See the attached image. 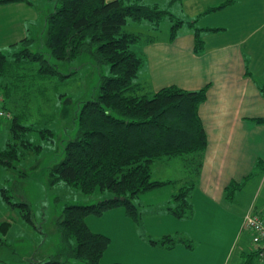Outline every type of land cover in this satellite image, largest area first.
<instances>
[{
    "label": "trees",
    "instance_id": "1",
    "mask_svg": "<svg viewBox=\"0 0 264 264\" xmlns=\"http://www.w3.org/2000/svg\"><path fill=\"white\" fill-rule=\"evenodd\" d=\"M20 1L24 0H0V5ZM52 1L54 9L46 17L44 51L31 49L33 39L22 40L19 50L0 51V108L9 115L8 134L0 147V167L13 168L14 161L23 158L22 150L41 151L40 145L29 140V133L37 132L49 141L56 138L53 130L37 127L40 124L26 125L24 121L31 113L17 114L16 109L8 108L9 84L15 85L38 75L42 80L54 77L62 80L67 75L59 72L50 58L69 62L82 55H92L98 66L109 67L108 74L100 76L93 98L83 102L75 111L76 133L64 141L59 140L64 156L59 164L50 166L49 178L50 185L62 183L84 195L107 192L110 197L88 205H65L57 221L63 242L60 253L38 261L23 260L19 264H122L103 259L110 237L92 232L86 225V217L101 216L122 207L126 215L138 221L140 213L133 202L138 195L177 183L152 180V166L160 159L177 157L184 158L190 176L187 181L183 180L186 182H178L181 187L171 196L176 206L167 211L177 220L191 217V190L196 168L193 159L187 160L186 156L199 158L206 147V133L198 114L200 104L206 99V88L188 91L170 85L151 94L142 93L135 81L145 58L136 50V45L142 40L153 41L160 23L167 18L172 23L171 39L182 25L193 27L194 52L198 53L203 48L202 29L194 27L196 20L184 22L168 9L146 5L143 0ZM225 6L222 4L207 12ZM142 22L151 25V31L145 35L126 27ZM217 30L219 28L205 31ZM23 70L27 72L25 77ZM7 78H10L9 84ZM54 114L43 117L44 114L39 113L36 121H52ZM255 121L264 123V118ZM238 187L240 184L230 183L226 187L227 197L231 198ZM0 191L6 193L1 187ZM16 205L24 209V217L31 223L29 205ZM0 229V234H4L6 224L1 223ZM186 240L165 235L151 240V243L167 249L178 243L192 248ZM258 258L262 260L259 250L252 249L243 253L240 264H254Z\"/></svg>",
    "mask_w": 264,
    "mask_h": 264
},
{
    "label": "crops",
    "instance_id": "2",
    "mask_svg": "<svg viewBox=\"0 0 264 264\" xmlns=\"http://www.w3.org/2000/svg\"><path fill=\"white\" fill-rule=\"evenodd\" d=\"M50 3L49 0H24L0 5V51L13 52L21 46L22 40L35 39L44 26L46 14L54 9V4ZM143 3L168 9L184 22L196 20L194 27L202 29L203 48L198 53L194 52L193 27L182 25L171 39L169 19L163 25L162 31L168 34L165 38L158 39L157 33L153 41L142 40V46L136 47L145 58L137 78L142 93L151 94L170 85L188 91L206 88V99L198 108L206 133V149L199 159L193 156L196 168L191 190L193 208L200 197L208 202L236 206L252 180L258 181L251 195L257 199L258 194L264 192V123L255 121L264 118V0H143ZM222 4L226 6L207 12ZM126 27L132 32L151 31V25L145 22ZM211 28L219 30L205 31ZM168 70L178 71V78L164 75L163 71L169 74ZM184 166L185 163L182 168L186 170ZM163 178L161 181L177 182L175 186L160 187L165 200L172 196L175 188L181 187L180 180L186 182L174 175L166 174ZM232 182L240 187L228 198L226 187ZM253 199H249L248 207L245 203L240 210L242 219L248 212L257 213L253 210ZM261 210L264 215V207ZM194 216L195 211L183 220L169 215L160 217L157 221L160 223L153 225L155 236L147 235L149 242L141 239L137 227L132 228L125 238L131 242H123L124 238L116 242L113 238L114 243L110 242L103 259L122 264H191L185 261L193 248L178 243L167 249L152 244L151 240L165 235L178 239L198 238L193 226ZM189 219L191 222H187ZM115 233L116 237H122L120 232ZM241 234L237 227L224 254V263L230 262L238 249L232 264H240L243 253L253 249L250 241L248 246L247 241L240 242ZM254 264H264V259Z\"/></svg>",
    "mask_w": 264,
    "mask_h": 264
},
{
    "label": "rangeland",
    "instance_id": "3",
    "mask_svg": "<svg viewBox=\"0 0 264 264\" xmlns=\"http://www.w3.org/2000/svg\"><path fill=\"white\" fill-rule=\"evenodd\" d=\"M49 1L50 4H54V1ZM46 17L42 30L33 39L31 49L34 52L44 51ZM167 21L168 19L159 25L158 39L168 35L162 31L163 25ZM141 30L144 35L147 34L144 29ZM168 33L170 34V32ZM138 46H142V43L139 42L136 47ZM20 48L21 46H18L16 50ZM50 60L59 72L67 75L66 78L58 80L57 77H54L50 80H42L38 75V77L34 76L31 80L25 79L24 82H18L15 85L9 84L10 78H7L8 84L11 86L8 108L16 109L15 113L17 114L31 113L24 123L34 126L40 124L37 127L53 130L56 138L49 141L37 132L29 133V140L33 144L40 145L41 151L35 153L31 149L22 150L23 158L14 161L13 168L5 165L0 167V187L6 191L5 194L0 191V224H6L5 233L0 234V264H19L23 260L26 262L38 261L47 259L50 255H57L63 246L61 233L57 227L63 207L68 204H93L110 197L107 192L84 195L78 189L62 183L50 185L49 178L50 166L59 164L64 156L59 140L64 141L67 136L75 135L77 121L74 118V113L78 111L77 108L83 102L93 98L100 76L107 75L109 67L107 65L98 66L92 55H82L69 62L57 61L53 58ZM24 69L26 68L24 67ZM168 71L169 74L163 71L164 75L178 78V71L175 73L172 70ZM22 72L25 77L27 72L24 70ZM137 80L135 83L141 85ZM39 113L44 114L43 117H51L55 113L53 115L55 119L37 123ZM8 117L5 121L0 119V147L8 134ZM64 129L67 131L65 132ZM193 156L187 155L186 159H193ZM184 162V158L178 157L156 161L152 166L151 179L164 180L163 177L167 174L187 181L190 175L186 171L187 167L186 170L182 168ZM162 169H166V171L162 172ZM249 184L241 193L236 206H226L225 202L221 204L208 202L202 197L197 200L196 206L193 208V212L195 211L193 226L197 230L198 238L186 240V244H190V247L193 248V253L189 256L186 255L185 263H224V254L233 241L231 239L237 227L242 232L240 242L245 240L248 246L250 241L251 248L253 247L251 232L242 228L243 219L240 211L243 210L245 203L248 207L252 201L251 195L255 192L258 181L252 180ZM154 190L147 192L149 196L147 193L140 194L133 200L140 213L138 221L126 215L124 208L117 207L101 216L86 217V225L92 232L103 233L110 237L112 243L115 240L113 238H116V242H118L117 240L121 242L124 238L123 242L130 243V239H125L129 235L128 231L137 227L136 231L141 234V239H146L149 242L147 235L155 236L153 227L160 223L157 221L160 217L170 216L167 209L176 206L171 201V197L167 200L164 199V195L160 194V192L162 193L160 188ZM5 197L8 198L5 199ZM255 198L253 199L255 203L253 210L262 215L260 210L264 207V192L262 195L258 194L257 199ZM18 203L29 205L32 213L31 223L24 217V209L16 205ZM192 204L195 205L193 201ZM248 214L250 213L248 212L246 215ZM187 222H191L190 219ZM114 232H120L122 237H116L117 233L114 234ZM238 252V249H235L232 259L227 264L233 263ZM123 255L125 254L123 253Z\"/></svg>",
    "mask_w": 264,
    "mask_h": 264
},
{
    "label": "built area",
    "instance_id": "4",
    "mask_svg": "<svg viewBox=\"0 0 264 264\" xmlns=\"http://www.w3.org/2000/svg\"><path fill=\"white\" fill-rule=\"evenodd\" d=\"M8 117V114L0 108V119ZM242 228L251 232L253 249L259 250V255L264 259V217L256 214H248L243 218Z\"/></svg>",
    "mask_w": 264,
    "mask_h": 264
}]
</instances>
